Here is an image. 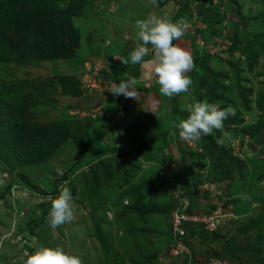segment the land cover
<instances>
[{"label":"rangeland","instance_id":"obj_1","mask_svg":"<svg viewBox=\"0 0 264 264\" xmlns=\"http://www.w3.org/2000/svg\"><path fill=\"white\" fill-rule=\"evenodd\" d=\"M6 1L0 24L20 7ZM44 14L46 45L13 26L0 40V264L40 246L81 264H264V0H24L21 25ZM153 15L187 26L173 42L193 57L187 92H159L151 45L121 63ZM126 79L137 99L106 90ZM197 103L232 115L184 141L176 126ZM65 188L74 220L52 228ZM171 207L207 221L181 241Z\"/></svg>","mask_w":264,"mask_h":264},{"label":"clouds","instance_id":"obj_2","mask_svg":"<svg viewBox=\"0 0 264 264\" xmlns=\"http://www.w3.org/2000/svg\"><path fill=\"white\" fill-rule=\"evenodd\" d=\"M135 27L139 46L130 51L121 63L142 64L149 51L147 46L151 45L155 53L153 72L159 92L167 97L187 92L192 84L187 73L193 65V57L187 50L173 43L185 35V22L153 15L136 20ZM106 90L113 96L125 98L137 99L138 95L133 79L112 83ZM230 115L231 109H220L209 103H197L190 109L188 117L177 124L179 137L189 141L210 135L214 130L222 129L223 122ZM72 201V193L67 188L51 201L48 213L50 227L56 228L74 220ZM23 264H81V260L78 255L70 254L61 247L40 246L26 256Z\"/></svg>","mask_w":264,"mask_h":264},{"label":"trees","instance_id":"obj_3","mask_svg":"<svg viewBox=\"0 0 264 264\" xmlns=\"http://www.w3.org/2000/svg\"><path fill=\"white\" fill-rule=\"evenodd\" d=\"M15 1L16 2H19L20 7L18 9H12V13L14 15L11 14V13H9L8 16H6L7 17V21H4V22H2L0 24V40L1 39H8L9 37H11V35L8 33V31L13 26V28H17V31L19 33H21V34L24 31L30 40L32 39L33 41H37V43L40 41L41 44L46 45L47 44V39H46L45 36L49 33V31H53V29L49 28L47 25H45V27H44V24H45V14L42 15V18L40 19L41 25H38L36 23H33V25H31L29 27V21H30V19H29V21L27 23L28 26L27 27H24L23 25H21L23 21L20 20L21 13L24 11V0L23 1H17V0H10L9 1L8 0V1H6L8 3L7 6H9V7L12 8L14 6V3H16ZM50 13H47V14H50ZM29 17H32V16H29ZM31 20H33V19H31ZM239 35H241V38L244 37L242 34H239ZM232 36H234V32H233V35ZM75 37H76V33L73 32V42H74V38ZM237 39L238 38H236V40ZM245 40H247V39L245 38ZM74 43L78 45V43H76V42H74ZM10 47H11V45H10ZM11 49H12V47L10 48V51H11ZM236 49H238V47H236ZM70 55H65V54H60L59 53V54L54 55L53 57H50V58L49 57H45V58L46 59L53 60V59H57V58L58 59L68 58V56L70 57ZM73 55H75V54L73 53ZM197 57L199 58L198 59V63H199V65H201L202 64L203 57L201 58V57H199V55H197ZM199 68H203V70L207 73V66H206L205 63L202 64V67H199ZM214 75L217 76L216 73H214L212 71L211 76H214ZM91 185L95 188V183H92ZM173 210H174V207H171V208H169L168 210L165 211V214H171V212ZM169 222H170V220H169ZM169 230H170V228H169ZM192 230H194V228H189L188 229V236H187L188 238L189 237H192V236H195L194 234H192Z\"/></svg>","mask_w":264,"mask_h":264},{"label":"built area","instance_id":"obj_4","mask_svg":"<svg viewBox=\"0 0 264 264\" xmlns=\"http://www.w3.org/2000/svg\"><path fill=\"white\" fill-rule=\"evenodd\" d=\"M207 221L206 216H199L197 214L186 213L184 211L173 210L170 215V230L173 234L178 235L182 240L187 239L188 229L194 228L196 223H205Z\"/></svg>","mask_w":264,"mask_h":264},{"label":"crops","instance_id":"obj_5","mask_svg":"<svg viewBox=\"0 0 264 264\" xmlns=\"http://www.w3.org/2000/svg\"><path fill=\"white\" fill-rule=\"evenodd\" d=\"M252 28V27H251ZM252 29H250V31H251ZM247 32H249V29L247 28ZM250 33V32H249Z\"/></svg>","mask_w":264,"mask_h":264}]
</instances>
